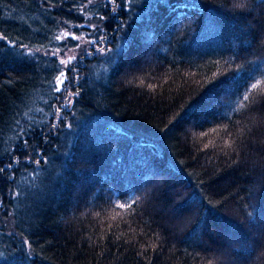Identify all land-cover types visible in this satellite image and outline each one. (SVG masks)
Masks as SVG:
<instances>
[{
	"label": "trees",
	"instance_id": "obj_1",
	"mask_svg": "<svg viewBox=\"0 0 264 264\" xmlns=\"http://www.w3.org/2000/svg\"><path fill=\"white\" fill-rule=\"evenodd\" d=\"M87 2L0 0V264H264V0ZM86 13L110 51L49 131L43 52Z\"/></svg>",
	"mask_w": 264,
	"mask_h": 264
},
{
	"label": "snow or ice",
	"instance_id": "obj_2",
	"mask_svg": "<svg viewBox=\"0 0 264 264\" xmlns=\"http://www.w3.org/2000/svg\"><path fill=\"white\" fill-rule=\"evenodd\" d=\"M92 0H88V4H91ZM42 4H48L50 7L55 6L54 0H42ZM116 4L117 8L123 9L127 8L128 11H131L135 6V0H119L117 4V0H106V7L108 5ZM244 0H237L236 7H243ZM117 8H113L112 11L116 12ZM84 5L80 6V11L83 12ZM105 19L104 16H100L99 20L103 21ZM66 24V22H64ZM122 24H118L114 29V32L119 33L121 31ZM77 29L81 30L80 35H76L74 32L69 30L63 31L60 35L55 36V41L60 43L51 44L49 48L45 49L43 52V56L47 57L49 62L53 64V70L58 72V75H55L49 81L50 91L55 95L59 93L60 95L56 97V99L60 100V106L56 107L52 112V116L54 117V121L50 124L45 125L49 131L58 129L59 124L65 121V117L63 115H57L61 110H65L67 112H71V105L73 103V98L75 96H79V80L81 79L79 75V68L83 64V61L88 56H92L93 54L106 53L110 51L106 45L112 43V40L109 39L108 33L104 31L103 27L99 23H89V18L85 17V22L75 26ZM0 39H4L3 36H0ZM64 41H77L75 44L65 43ZM86 45V46H85ZM103 45V46H101ZM12 47H19L20 49H27L29 45L19 44L16 45L15 42L11 45ZM41 48H44L43 45L34 48L33 52H30L28 55L30 58L35 59L33 53H39ZM63 52V56L61 53ZM69 53H73L69 55ZM116 55V53H113ZM112 57H109L111 60ZM68 73H71V78L69 79ZM260 85V81L251 84V89L256 90ZM73 88H76V91H73ZM249 89L245 88L244 93L240 94L238 98L235 100L232 111L229 113L222 114L219 118L221 120H230L231 115L235 114L236 111L239 110V106L243 105L247 107L249 103L254 99V97H250ZM264 95V93H261ZM51 107V106H50ZM35 126V122L32 121L29 124V127L26 129L24 124L20 123L19 120L16 121V134L18 138L26 137L27 133L31 131V128ZM66 127H71L70 124H66ZM44 127H41V134L44 135ZM217 131V129H213V132ZM226 135L231 136V133L225 129ZM204 135H207L206 133ZM46 138V137H45ZM21 143L26 150L29 145L27 139H21ZM209 145L206 144L205 148H208ZM231 147V143L228 139L224 140L222 145L223 148ZM43 157L41 156V159ZM31 161V157L28 158ZM37 165H39L40 160L37 159L35 161ZM14 167V162H10L6 167H0V173H3L9 169ZM0 207H3L2 202H0ZM118 208L124 209L126 207H131L130 204L127 203H119L117 205ZM2 223V222H0ZM16 233L10 232L8 233L9 237H14ZM22 243H24L22 241ZM3 256V252H0V257Z\"/></svg>",
	"mask_w": 264,
	"mask_h": 264
},
{
	"label": "rangeland",
	"instance_id": "obj_3",
	"mask_svg": "<svg viewBox=\"0 0 264 264\" xmlns=\"http://www.w3.org/2000/svg\"><path fill=\"white\" fill-rule=\"evenodd\" d=\"M105 2L106 0H102V2ZM94 2H95V0H92V4H94ZM88 3V2H87ZM88 5V4H87ZM93 14H91V13H86V16L85 17H88L89 19L91 18V16H92ZM84 23V22H83ZM90 23V22H89ZM79 24H82V23H79ZM79 24H77V25H79ZM76 25H73V26H71L70 27V29H68L69 31H71V32H74L76 35H80L81 34V30H79V29H77L76 27H75ZM63 31H65V30H63ZM63 31H61V33L63 32ZM60 33V34H61ZM73 43H77L76 41H72ZM30 52H33V50H26V53H30ZM73 53H69V55H72ZM61 55L63 56V52L61 53ZM83 65V64H82ZM80 66V68H79V75H80V77H81V79H82V77L84 76V74L85 73H83V67L84 66ZM68 77H70L71 78V73H68ZM80 79V80H81ZM79 80V81H80ZM73 89H75V88H73ZM74 91V90H73ZM59 115H64L62 112H60V113H58Z\"/></svg>",
	"mask_w": 264,
	"mask_h": 264
}]
</instances>
